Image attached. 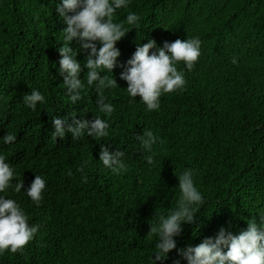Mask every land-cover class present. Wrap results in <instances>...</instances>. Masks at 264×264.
Masks as SVG:
<instances>
[{
  "label": "trees",
  "instance_id": "16d2710c",
  "mask_svg": "<svg viewBox=\"0 0 264 264\" xmlns=\"http://www.w3.org/2000/svg\"><path fill=\"white\" fill-rule=\"evenodd\" d=\"M59 2L0 0V137L7 131L17 135L12 144L0 143V154L23 180L21 192L9 189L0 195L16 200L30 224L42 225L23 251L0 254V264H148L155 242L149 224L156 213L175 206V174L186 169L194 173L204 205L174 238L176 249L214 237L221 227L238 234L247 220L259 223L258 211L264 209V0H130L113 16L129 30L115 45L119 66L112 76L118 87L104 93L114 106L110 116L98 111L96 93L86 84L84 99L75 104L67 99L57 72L66 27L56 12ZM129 12L139 16L137 28L126 23ZM192 37L201 41L200 56L191 71L182 62L177 65L186 80L183 90L164 94L159 109L151 112L139 96L129 103L119 73L136 44L153 39L162 46ZM69 46L76 48L75 40ZM86 71L82 65L81 79ZM33 88L45 103L30 109L22 96ZM73 115L108 120L109 136L97 141L85 134L73 141L66 133L63 140L54 139L51 117L71 122ZM144 129L160 138L149 152L135 139ZM101 143L110 151H125L127 171L116 175L103 167ZM149 155L153 165L146 163ZM84 161L83 173L77 172ZM35 175L46 181L39 206L23 192ZM176 249L156 264H186Z\"/></svg>",
  "mask_w": 264,
  "mask_h": 264
},
{
  "label": "clouds",
  "instance_id": "9594fccd",
  "mask_svg": "<svg viewBox=\"0 0 264 264\" xmlns=\"http://www.w3.org/2000/svg\"><path fill=\"white\" fill-rule=\"evenodd\" d=\"M129 3L130 0H60L56 6V12L66 23L62 30L63 44L57 49L60 57L57 72L63 78L67 99L73 104L84 99L82 93L86 84L94 89L96 107L104 116H110L114 111L113 104L107 101L104 93L118 87L112 76L113 68L119 66L117 58L120 50L115 45L129 30L123 22H114L113 16L122 8H127ZM139 19L135 12H129L125 17L131 28H137ZM73 40L77 44L76 48L69 46ZM200 45L198 37L164 41L162 46H158L153 39L137 43L135 51L119 73L120 79L127 84L124 89L129 103L139 96L145 111L151 112L159 109L160 98L164 94L183 90L186 80L184 72L178 70L177 65L182 62L184 69L191 71L200 56ZM150 49L153 51L150 52ZM78 53H86L83 60L77 59ZM232 62L236 63L235 59ZM82 65L87 69L83 79L80 78ZM22 102L26 107L35 109L38 103H45V96L33 88L30 93L22 96ZM51 124L54 139L59 137L63 140L65 134L69 133L73 141L85 134L100 141L110 134L109 121L99 115L93 119H77L73 115L71 122L67 118L53 116ZM16 139V133L7 131L0 137V143L9 145ZM135 139L142 145L144 152H149L160 138L151 130L144 129ZM109 149L110 146L100 144L98 160L103 167L116 175L127 171L125 151ZM145 160L148 165L154 164L150 155ZM87 163L84 161L76 171L83 173ZM175 175L179 188L175 206L166 214L156 213L155 222L149 224L148 233L155 236V242L148 264L166 259L170 250L176 249L174 238L180 235L184 224L193 222L194 214L204 205L203 195L194 182V173L186 169ZM13 178L16 183H12ZM81 179L86 180L87 177L82 175ZM45 185V179L35 175L23 192L39 206ZM22 186L23 180L19 174L0 154V193L9 189L19 193ZM258 215L259 223L255 219L247 220L246 229L238 234L226 232L221 227L214 237H206L194 246L178 248L177 254L186 264H264V209H259ZM41 227L38 223H29V217L16 200L0 195V254L5 250L9 253L23 251ZM174 264H180V261Z\"/></svg>",
  "mask_w": 264,
  "mask_h": 264
}]
</instances>
